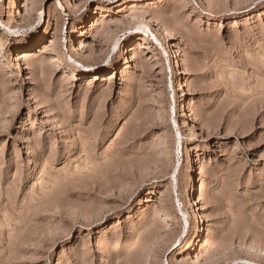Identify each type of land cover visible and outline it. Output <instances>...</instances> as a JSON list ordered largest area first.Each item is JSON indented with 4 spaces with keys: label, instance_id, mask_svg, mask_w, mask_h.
<instances>
[{
    "label": "rangeland",
    "instance_id": "rangeland-1",
    "mask_svg": "<svg viewBox=\"0 0 264 264\" xmlns=\"http://www.w3.org/2000/svg\"><path fill=\"white\" fill-rule=\"evenodd\" d=\"M0 264H264V0H0Z\"/></svg>",
    "mask_w": 264,
    "mask_h": 264
},
{
    "label": "bare ground",
    "instance_id": "bare-ground-1",
    "mask_svg": "<svg viewBox=\"0 0 264 264\" xmlns=\"http://www.w3.org/2000/svg\"><path fill=\"white\" fill-rule=\"evenodd\" d=\"M42 22V15H41V20H40V22H38L35 26H33L31 29H30V32L26 35V37L24 38L25 40H27V39H29V37H30V35H32L33 33H35L36 32V30H37V28L39 27V25H40V23ZM143 22L146 24V25H148V26H150V24L146 21V20H143ZM45 24V23H44ZM167 53V56L168 57H171V54H170V52H169V50L168 51H166ZM135 58H136V56H135ZM177 62V64H179V60H177L176 61ZM109 63H111L110 62V60H109ZM190 105V104H189ZM189 107H191V106H189ZM190 109V108H189Z\"/></svg>",
    "mask_w": 264,
    "mask_h": 264
}]
</instances>
